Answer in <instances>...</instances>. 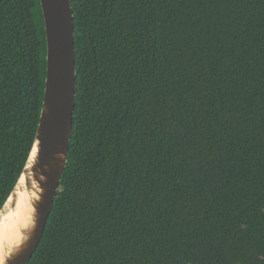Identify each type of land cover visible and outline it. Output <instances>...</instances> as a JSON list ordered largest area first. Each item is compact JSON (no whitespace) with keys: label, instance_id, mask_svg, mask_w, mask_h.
<instances>
[{"label":"trees","instance_id":"trees-1","mask_svg":"<svg viewBox=\"0 0 264 264\" xmlns=\"http://www.w3.org/2000/svg\"><path fill=\"white\" fill-rule=\"evenodd\" d=\"M68 161L28 264H264V0H70ZM38 0H0V208L36 132Z\"/></svg>","mask_w":264,"mask_h":264},{"label":"water","instance_id":"water-1","mask_svg":"<svg viewBox=\"0 0 264 264\" xmlns=\"http://www.w3.org/2000/svg\"><path fill=\"white\" fill-rule=\"evenodd\" d=\"M45 41V79L39 120L31 149L0 208V226L22 213L17 239L2 245L0 264H28L65 171L76 105L74 18L70 0H38Z\"/></svg>","mask_w":264,"mask_h":264},{"label":"bare ground","instance_id":"bare-ground-1","mask_svg":"<svg viewBox=\"0 0 264 264\" xmlns=\"http://www.w3.org/2000/svg\"><path fill=\"white\" fill-rule=\"evenodd\" d=\"M17 211L14 214H10L7 218V223L0 226V251L2 245L10 244L17 239L16 228L23 222L22 213L26 211H21L17 207Z\"/></svg>","mask_w":264,"mask_h":264}]
</instances>
